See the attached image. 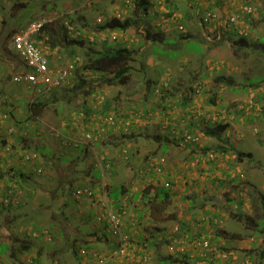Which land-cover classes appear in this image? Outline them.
<instances>
[{"label": "rangeland", "instance_id": "374dc122", "mask_svg": "<svg viewBox=\"0 0 264 264\" xmlns=\"http://www.w3.org/2000/svg\"><path fill=\"white\" fill-rule=\"evenodd\" d=\"M119 1L0 0V27L12 24L8 32L14 34V30L28 20L48 19V30L58 38L45 31L40 44L51 59L52 67H65L75 61L78 66L85 60L88 45L73 44L72 40L77 43L86 37L94 40L95 35L90 29L94 30L99 21L113 14V8L120 7ZM102 5L107 7L104 12L99 10ZM209 11H213L215 16L204 26L203 17ZM149 12L145 23H142V30L149 27L151 31L161 33L165 40H147L143 32L133 27L125 34L121 30H109L117 33L118 39H110L107 44L120 46L124 40L136 50L138 53L132 65L138 67L140 59L144 58L145 70L153 79L156 77L157 88L166 86L174 75L182 78L184 87H194L198 121L224 119L230 123L227 133L232 134L234 147L253 152L251 164L247 159L240 169L235 164L241 172L237 184L245 185L243 182H246L252 193L245 194L242 219L223 212L225 208L221 203L217 206L209 201L211 205L205 203L200 209L203 222L213 219L210 223L213 230L221 228L238 236L231 238L216 232L209 233L207 239L212 240L211 244L208 240L193 241L179 246V253L185 256L189 252L193 264H264V58L253 52L236 54L227 40L219 43L224 39L223 33L231 29L248 35L252 42L261 40L264 43V0H156ZM121 13L128 15V9H122ZM70 18L79 26L75 24L74 27L68 21ZM67 28L69 36L65 37ZM182 31L187 38L182 37L174 46L169 39L180 38ZM105 35L97 37L100 47L105 42ZM53 39L58 42L56 47L50 44ZM7 41L10 43V38ZM10 46V55L0 50V130L7 138L5 144L0 143V247H3L0 264H38L36 254L40 246L44 249L43 264H55V260L59 261L57 264H140L143 259L146 261L142 264H168L165 254L173 252V248L167 244L164 235L179 239L180 226L177 224L181 219L160 222L162 233L156 232L149 238L148 249L139 244V248L125 249L129 252L128 256L126 251L115 256L121 247L111 251L106 242L104 246L103 242L94 240L85 242L84 237L89 234L90 227L91 231L95 228L98 232L106 229L100 222L104 216L102 213L93 216L92 220L86 215L94 210L108 212L112 203L110 198L105 197V186L111 185L109 189L116 193L121 184L126 183V189L134 193L128 192L120 198L121 207L130 205V202L144 203V191L153 195L158 190L170 189L176 194L167 201L166 213L154 210V215L164 217L176 213L180 216L182 213L189 216L188 199L184 196L191 190L200 192L206 185L211 187V196L216 191V185H234L231 178L228 179L230 173L235 176L236 168L229 166L234 154L220 156L219 150H215L220 145L219 140L203 137L200 130L192 128L193 122L183 120L185 114L182 111L174 113L178 97L168 114L166 109L162 113L155 112L158 107L152 105L162 100L158 90L150 95L146 108V103L140 104L141 93H138L136 80L142 79V72L136 69L130 73V84L135 83L133 87L115 84L99 88L89 83L91 91L85 96L87 103L83 102L86 91L80 92L88 89L87 84L76 87L78 92L74 95L76 89L68 83L40 93L38 90L27 91L10 78L3 81L9 73L23 69L21 59L15 51L11 53ZM74 50L77 59L72 56ZM153 65H157L156 73L151 69ZM194 71H200L197 78L193 76ZM218 74L232 76L235 82L218 85L214 80ZM93 77L98 82L99 76ZM73 79L74 83L79 80L76 77ZM252 82L261 84L251 85ZM51 91H55L57 97L51 96ZM214 91L223 95L218 100L220 104L203 106L207 96ZM36 97L47 101L40 121L30 119L29 104ZM7 98L10 101L8 104L5 103ZM192 108L189 111L195 112ZM10 111L14 115L11 116ZM17 119L19 124L15 122ZM169 119L177 125L179 134L180 127L185 128L187 136L180 145H173L168 150L161 146L160 149L161 144L154 135L170 130L164 127ZM198 133L201 137L195 139ZM20 134L25 136V143L18 140ZM191 148L197 151L208 149L209 154L215 151L214 155H210L212 165L208 164L203 153H197L194 159H185ZM23 151H26L25 156H22ZM36 153L39 156L34 155ZM148 154L153 157L147 158ZM38 162L42 169L37 166ZM20 166L32 172L31 178L25 182L19 181V178L11 181L13 167L17 169ZM98 169L103 171L99 180L95 173ZM111 177H114V182L110 181ZM94 183L99 186L91 195ZM185 187L191 188L190 191L186 193ZM138 190L142 191L139 200H134ZM223 191L219 190L216 195L220 201L227 203L229 197ZM230 195L236 197L232 191ZM148 210L145 209L142 218L146 222L153 221V213H148ZM205 210L210 211L205 213ZM214 211H219V216L210 215ZM116 212L111 215L115 225L129 232L136 229L133 233H139L138 229L143 225L138 224L139 217H136L132 207L116 208ZM154 224L151 222L150 225L155 227ZM30 244L31 247L26 250ZM91 245L97 247L90 248ZM214 246L215 250L211 251ZM222 247L230 250L225 252ZM14 248L15 255L12 254L14 250L11 251ZM142 251L145 252L143 255ZM200 253L204 256H199ZM195 254L202 258H196ZM173 264L187 263L178 261Z\"/></svg>", "mask_w": 264, "mask_h": 264}, {"label": "trees", "instance_id": "16d2710c", "mask_svg": "<svg viewBox=\"0 0 264 264\" xmlns=\"http://www.w3.org/2000/svg\"><path fill=\"white\" fill-rule=\"evenodd\" d=\"M119 1V0H118ZM156 0H120L118 3V6H120L117 9V6L114 7V12L113 14H108L107 16L104 17V19L102 21H99L100 23L96 25V27L93 29H90V31H92L95 35L94 40L89 39L88 37H86V39H82V41H80L79 43H77L76 40H72L74 43L73 44H79V45H88L86 48V53H85V60L82 63V65H78L77 66V62L75 61V63H72L73 68H72V73L73 75L70 78V83H68V86H70L73 89H76V87H79V85L85 87L84 85L87 84L86 86L88 87L89 83H91L92 85L98 86L99 88H103L105 85H115V84H120V85H126L127 87H133V85L135 84H130L131 82V77H130V73L133 69H136L137 71L139 70L140 72H142L141 76L142 79L140 80H136L137 81V86H138V93H141L140 96V100L139 103L143 104L146 103L145 108L147 107V103L149 102L150 99V95H153L155 93L154 90H158L159 93L162 96V99H164L167 104L165 105H161L160 103L158 104L160 108L155 109V112H163V109L165 106H169L171 104L170 101H173L175 98H180L181 102L178 101L179 104L183 105V110H182V114L184 115L183 120H187L189 122H193L194 124L192 125V128H196L197 131L200 130L199 132L201 133V135L203 137H207V138H214L219 140L220 145H218L215 150H219L220 152V156H228L230 154H234V161L236 163H240V162H244L245 159H247L248 164H251L252 160L251 158L253 157V152H249L246 151L244 149L241 148H236L234 147V145L231 143V137L232 134L231 133H227L228 128L230 127V123L225 121L224 119L221 120H217V121H212L211 120H206L199 122L196 117V113H197V109H194V111H188L189 109H187L190 105L194 104V87L192 86H185L184 87V83L182 81V78H178V76H172V81L169 82L166 86L162 85L159 86L157 88L158 85V81L155 77V79H153L152 75L147 73L146 69V64L144 61V58L140 59V65L137 66H133L132 62L135 60V55H137V51L134 50L130 45L125 44V41L121 40L122 43L120 46H111L108 45V41L110 39H118L117 38V33L113 34L114 32H110L109 30H121V32H123L124 34L126 33V31L130 28H136V30L143 32L145 35V38L147 40H152L153 42H156L158 40H165V38L162 37V35L160 36L161 33L159 32H153L150 30L149 27H147L145 30H142V23H145L144 20L146 19V17L148 16L149 9L155 4ZM216 1V0H215ZM247 1H251V0H247ZM216 3V2H215ZM214 3V4H215ZM253 3V2H252ZM214 6V5H213ZM128 9V15L124 16L121 13L122 9ZM104 9H101V12H104ZM250 13V12H249ZM248 13V14H249ZM126 14V13H125ZM209 15V18L206 20L207 15ZM213 16H215L213 11H209V13H205L204 17H203V24L204 26L208 25V22H210V20H213ZM40 19V18H39ZM142 19V21H141ZM36 20V19H32ZM140 20V22H139ZM73 26L76 24V22L74 21V19L70 18V20H68ZM31 21H27L24 24H21L20 26H18L14 31V34L16 32H19L21 29L25 28ZM15 23V22H14ZM49 22H47L45 24V26L41 29V31L39 32V34L35 37V40L37 41L38 44H40V42L43 39V35L45 31H49ZM12 26V24L9 26L5 27H0V50L1 53H8L10 55L9 52V46H10V51L11 53H14V51L17 53V55L19 56L18 52L15 49L14 43H13V32L10 31L8 29H11L10 27ZM25 26V27H23ZM77 26V24H76ZM74 26V27H76ZM79 26V25H78ZM77 26V27H78ZM68 29V30H67ZM66 29L65 32V37L69 36V28ZM8 32V33H7ZM100 32V33H99ZM50 33V35H52V37H55L57 35H55L53 32H48ZM106 33V35L104 34ZM224 39H221L219 43L225 42L226 40L228 42H230L231 46L233 47V50L235 51L236 54H239L241 51L246 52V55H248L249 53L253 52V53H258L259 55H261L264 58V43L261 40H258L257 42H252L251 38L248 37V35H243L244 33H240L236 32L235 29H231V30H227L223 33ZM222 34V36H223ZM99 35H105L106 39L104 40L105 42L103 43V45L100 47L98 44V40L97 37ZM226 35H228V38L226 37ZM235 36V37H233ZM64 37V38H65ZM179 37L180 38H172L169 39L173 41V45H177V43L180 41V39L183 37L184 39L187 38V34L182 31L179 33ZM10 38V43L7 41ZM56 39L58 37H55ZM227 38V39H226ZM122 39V38H120ZM126 40V39H125ZM51 45L53 46H57L58 42L56 40H51L50 41ZM64 42H66L64 40ZM93 42V44H91ZM71 43V42H70ZM41 45V44H40ZM98 45V46H97ZM173 46V47H174ZM155 50L157 51L158 49L155 47ZM140 54V53H139ZM142 54V53H141ZM140 54V55H141ZM71 55V54H70ZM72 56H74L76 58V51L74 50L72 53ZM144 57V56H142ZM20 58V56H19ZM21 59L22 62V67L23 69L21 70H17L14 74H8L7 76H5L3 78V81H6L7 79H11L13 82H15L18 86H23L20 82H18L17 80H15V75L17 73H23L27 70L26 64L24 63V61ZM77 59V58H76ZM69 65V64H68ZM67 65V66H68ZM154 66V67H153ZM152 66V70L154 71V73L157 72V65H153ZM159 71H161V69H159ZM1 72V69H0ZM200 74V71H194L193 72V76H195L197 78V76ZM99 76L98 77V82H95V77L93 76ZM77 78L78 82L74 83V79L73 78ZM177 77V78H176ZM263 79V78H262ZM262 79L260 80V82L262 81ZM215 82L218 83V85H220L222 82L226 83V84H233L235 82L234 78H232V76H226L225 74H218L215 78H214ZM73 81V83H72ZM135 81V82H136ZM81 82V83H80ZM254 83L252 82L251 85H256V86H260V84L262 82H264V80L260 83ZM73 84V85H72ZM187 85V83H186ZM27 91H31L30 89H28L26 86H23ZM58 88V87H56ZM82 88V87H81ZM55 89V88H54ZM83 90V89H82ZM84 97H83V102L87 103L88 99L86 96V94L90 93L91 91V87H88V89L84 88L83 91L80 92H85ZM77 89L75 90V92L73 93L74 95L77 94ZM215 92V91H214ZM212 92L210 95L207 96V99L205 101V103L203 104V106L206 105H219L220 102L218 101L219 99H222L223 95L222 94H218L217 92ZM51 96H53L54 98L57 97L55 91L51 92ZM260 94V93H259ZM9 100L8 98L6 99V102H10L7 101ZM71 101V100H70ZM3 103V102H1ZM169 103V104H168ZM8 104V103H7ZM7 104H3V105H7ZM47 104V101L44 100H40L39 97H36L34 99H32V101H30L29 104V109H30V119H33L35 121H40V117L42 116V113L44 111V108ZM152 105L154 107H156L155 103H152ZM8 106V105H7ZM107 106V104L105 105ZM162 106V108H161ZM148 110V109H147ZM9 113V111H6ZM149 112V111H148ZM8 113H6V117H8ZM0 114L1 111H0ZM168 114V113H167ZM10 115H14V113L12 111H10ZM201 115V113L199 114ZM18 120V119H17ZM16 123L19 124V120L15 121ZM164 127H167L168 129H170L169 131H164L162 133H158L156 135H154L155 139L159 141L160 145V149L161 146L164 147L165 149H171V147L173 145H180L182 140L185 139V137L187 136L186 133V129L185 128H181V132L180 134L177 132V125L174 124V122L172 121V119H169V123L167 125H165ZM12 130V129H11ZM0 143L5 144L7 138L3 135L4 133L0 130ZM13 133V132H12ZM182 133V134H181ZM199 134V133H198ZM200 136H195V139H198ZM19 141H22L25 143V136L20 134V137L18 139ZM24 146V145H23ZM26 147V146H25ZM188 145L185 147L187 148ZM24 149V148H23ZM208 149H200V151H197L194 148H191V151L188 155H185V159H194L196 154L199 153H203L205 154V156L207 157V162L210 165L211 164V157L210 155H214V152L209 154ZM26 151H23L22 156H25ZM36 156H39L38 153H36ZM153 156L148 154V158H152ZM201 161V160H200ZM25 160L23 161L24 164ZM230 163V161H229ZM109 165V164H108ZM22 166V165H21ZM20 166V168L13 167L14 172L11 173L10 176V180L14 182L17 181V178H19V181H24L26 179L31 178V174L32 172L28 171V170H24L22 167ZM37 166H41V163L38 162ZM74 166V165H73ZM38 168V167H37ZM208 169V168H206ZM96 176L98 178V180L101 178V176L103 175V171L102 170H97L95 171ZM234 173H230L228 174V179L231 178V180L234 182L233 186H229V185H216L217 189L223 191V193L225 195H228L229 199L227 200V203H224L223 201H216L217 206H221L224 205V208L222 211L227 213L228 215L232 216L233 218H238V219H242V205L245 199L246 195H252L251 190L247 187V183L243 182L245 185H242L240 183L237 184V182L239 181L240 177H241V172L237 171V173L235 172V176H233ZM1 175V173H0ZM230 177V178H229ZM114 177L110 178L111 182H114ZM219 183H223V181H219ZM251 183L249 182L248 185H250ZM97 185V186H95ZM12 186V185H9ZM99 184L98 183H94L93 184V191L91 195H94L96 192V189L98 188ZM111 185H107L105 186V188L107 189V192L105 193V197L107 196L108 198H110L112 205L108 207L109 211L107 212L106 210H104V212H96V210H94V212H91L90 214L86 215V218H88L89 220H92L93 216H97L99 214H103L104 216L102 218H100V222H103V226L104 228H106L103 232H98L95 228H93L91 231V227L88 230L89 234L87 236L84 237L85 242L87 241H92L94 240L95 242H103V246L107 243L108 247H111V251L116 248L121 247V251H119L115 256L121 255V253H124L127 250H130L131 247H137L139 244H141L142 246H145V249L147 248V245H149L148 243L143 244L144 242L142 241L143 238H145L146 241L149 240V238H151L153 235H155L156 232H160L161 231V227H160V222H164L167 217L163 218L160 217V215H156L155 216V224L156 227L150 226V225H145L142 223H138L140 225H143L142 228L138 229L139 233H133L136 232V229H131V231L133 232H129L124 230V228L115 225L114 221L111 220V215L113 214V212H116V208L118 210H121L119 208V204H117V200L119 199L121 194H125L126 192V183H122L121 187L119 189L118 192L114 193L112 189H109ZM215 186V185H213ZM95 188V190H94ZM211 187H207L205 185L204 188V193H198L196 191L193 192H189L186 194L185 198L186 199H190V202L192 205H190V212L192 215H198L200 209L203 207V203H205L206 200L210 199L209 195L206 194L209 189ZM232 189V190H231ZM241 190L242 194H237L236 195V191L237 190ZM246 189V190H245ZM231 191L235 193L236 197L231 196ZM94 192V193H93ZM31 191L29 190V195L31 196L32 194H30ZM175 192H172L170 189L167 190H159L156 195L158 197L162 196L165 203H163V205L168 204V199L172 198V196L174 195ZM246 194V195H245ZM28 196V195H27ZM242 196V197H241ZM149 200L145 201L143 203V205L138 209H136L135 207L134 210L139 212L141 214V216H144L143 211L145 213V209H153L160 211L162 210V207H160L158 204L155 203L156 201V196L155 198L151 195L148 196ZM115 201V203H114ZM214 201V200H213ZM215 202V201H214ZM221 203V205H220ZM116 204V205H115ZM226 204V205H225ZM9 205H11V203H9ZM135 205H139L138 202L135 203ZM143 207V208H142ZM123 209H128V206H125L122 208ZM143 210V211H142ZM209 212V211H208ZM116 214L118 215V213L116 212ZM219 216V211H215V213L213 214V216ZM116 216V215H115ZM171 218L172 217H168ZM197 222H201L203 223V219L198 220ZM185 224V223H183ZM107 227H110L107 229ZM131 228V227H130ZM216 232L218 235L221 236H228V237H237L238 235L235 233L233 234H228L227 231H225L224 229H217V230H213L211 231ZM192 233V231L190 232V234ZM194 233V232H193ZM191 234V236L189 237L191 242L193 241H205V239H207V234H209L208 232H198V233H194ZM94 234V235H93ZM141 234V238L142 239H138L136 235ZM148 234L151 235L147 236ZM216 234V235H217ZM62 235V233H61ZM83 237V235H81ZM89 236H96L95 238H90ZM139 236V235H138ZM146 236V237H145ZM113 240V243H111V241ZM208 240V239H207ZM165 241L167 242V244L171 245V247L173 248L171 253H169L168 255L165 254V257H167V260L169 261L170 264L173 263H177L178 261H185L187 264H193L191 263L192 261L190 260L191 258V254H189V252H187V254L185 256H183L182 254H180L179 252L181 245H185L187 244L189 241L188 239L184 238L182 241L180 239H178L177 237H169V236H165ZM209 242L212 240H208ZM106 242V243H105ZM211 242L209 244H211ZM73 245H75L73 243ZM27 246V245H26ZM25 246V247H26ZM160 246V245H159ZM31 247L27 246L26 250ZM92 247H97V246H90V248ZM89 248V247H88ZM207 248V247H206ZM213 249L211 251L215 250V246L212 247ZM223 251L227 252L230 249H226L224 247H222ZM15 252V248L11 249V251ZM210 251V252H211ZM3 252V247H0V254ZM126 256H128V251H126ZM145 252L142 251L141 255H143ZM105 256V255H104ZM183 256V257H182ZM189 258V259H187ZM202 258V257H199ZM98 259V258H97ZM144 261H146L145 259H143ZM215 259H212V261H214ZM144 261L141 262L140 260V264L144 263Z\"/></svg>", "mask_w": 264, "mask_h": 264}, {"label": "built area", "instance_id": "2783aa9c", "mask_svg": "<svg viewBox=\"0 0 264 264\" xmlns=\"http://www.w3.org/2000/svg\"><path fill=\"white\" fill-rule=\"evenodd\" d=\"M47 22L49 20L46 18L33 20L25 28L16 32L12 38L16 51L27 67L25 72L15 75V80L31 91L38 90L40 93L70 83L73 75L72 64L65 67H52L53 64L48 54L35 40ZM77 192L81 191L77 190Z\"/></svg>", "mask_w": 264, "mask_h": 264}, {"label": "crops", "instance_id": "0c3cea01", "mask_svg": "<svg viewBox=\"0 0 264 264\" xmlns=\"http://www.w3.org/2000/svg\"><path fill=\"white\" fill-rule=\"evenodd\" d=\"M107 7H106V5H102V7L99 9L100 10V12H101V9H106ZM109 9V8H108ZM178 101H180L181 102V99L180 98H178ZM171 102V104L167 107V106H165L164 108H162V106H161V108L163 109V111L166 109V114L169 112V109H171L172 108V106H173V104H174V100L173 101H170ZM179 102V103H180ZM161 104V105H165V104H167V102L164 100V99H162L161 101H156L155 102V104H156V107H158V108H160L159 107V105L158 104ZM178 102H177V104L174 106V108H173V110H174V113H181V111L183 110V105L182 104H179ZM169 104V103H168ZM147 105H148V103H147ZM193 107V108H192ZM155 108V107H154ZM190 108H192L193 110L194 109H196V107H194V104L193 105H190L187 109H190ZM189 111V110H188ZM162 113V112H161ZM229 156V155H228ZM234 157H235V155H234ZM148 158V157H147ZM234 161V158L233 159H230V163H229V166H230V168H234L235 167V164H237V166L236 167H238V169H240L241 168V165H242V163L243 162H240V163H236V162H233ZM245 162V161H244ZM71 163V162H70ZM71 165V164H70ZM69 165V166H70ZM212 165V164H211ZM235 167V168H236ZM237 168H236V173H237V171H239ZM234 183V182H233ZM95 186H97V185H95ZM205 188V187H204ZM204 188L203 189H201V191L200 192H198L197 190H195V189H193V190H191L190 191V189L191 188H187V187H185L184 188V190H186V193L188 192V191H190V192H193L194 193V191H196V192H198L199 194L200 193H203L204 192ZM150 189V188H149ZM147 190V189H146ZM158 189H156V190H153V191H157ZM159 191V190H158ZM157 191V192H158ZM219 190L217 189V187H216V191H214L213 192V195H211V196H209V198H211V200L210 199H208V200H206L205 201V203L207 204V206H209V205H211V203H208L209 201H212L213 202V204L214 203H216V201H220L219 200V198H218V196L216 195V192H218ZM128 192H130V193H134V192H131L129 189H127L126 190V192H125V194H128ZM141 192L142 191H139L138 190V192H136L135 193V196H134V200H139V196H140V194H141ZM156 192V193H157ZM212 192V191H211ZM240 192V193H239ZM144 193H145V197H146V201L147 200H149V197L148 196H151V195H149V192H147V191H144ZM156 193L154 194L153 193V197L155 198V196H156V201H155V203L156 204H158L160 207H162V210H160L161 212H162V214H165L166 213V206H167V204L166 205H163V203H165V201H164V199H163V197L162 196H160V197H162V198H158V196L156 195ZM185 193V194H186ZM236 195L239 193V194H241V190H237L236 192ZM234 192H233V194H235ZM125 194H121L120 195V197H119V199L117 200V204H119V207L122 209L123 207H121V205H120V202H121V200H120V198L123 196V195H125ZM174 194H176V192L174 193ZM184 194V195H185ZM206 194H210V191H208ZM186 196V195H185ZM185 196H184V198H185ZM169 200V199H168ZM215 202H214V201ZM111 201H113V200H111ZM81 202V201H80ZM145 202V201H144ZM114 203H115V201H114ZM135 203H137V201L135 202ZM135 203L133 204L132 202H130V205H128L129 206V208L131 209V207H132V209H133V211L137 214L136 215V217H139V219H138V223H142V224H145V225H150L151 224V222H153V224L155 223L154 221H155V215H154V208L153 209H149L148 210V213H153L151 216L153 217V221H150V222H146V221H144L142 218H144V216H141V214L139 213V212H137V211H135L134 210V208L133 207H135L136 209H138V206H139V208L143 205V202H139L138 201V204L139 205H135ZM205 203H203V207H204V205H205ZM116 205V204H115ZM190 205H192L191 204V202H190V199L188 200V206L187 207H190ZM202 207V208H203ZM143 208V207H142ZM202 208H201V210H202ZM205 209V208H204ZM190 210V209H189ZM143 211V210H142ZM210 211V210H209ZM206 212H208V210H205V213ZM215 213V211L212 213V214H210V215H213ZM143 214H144V211H143ZM172 214V215H171ZM186 214V213H185ZM193 214V213H192ZM191 214V212L189 213V216H184V215H182V213H181V215L180 216H178V214H176V213H169L168 215H166V216H164L163 218H165V217H167V219H166V221H168V220H170L171 218H168V217H172V219H181V220H178V224H177V226L179 225L180 226V231H178V233H179V235H178V237H180L179 239L182 241L184 238H186V239H188V243H187V245H189L190 243H192L191 242V240H190V236H191V234L194 232L195 234L196 233H198V232H204V227L207 229V232L208 233H212L211 231H212V229H213V227L210 225V223H211V221H213V219L211 218L210 220H204V222L203 223H201V222H197L198 220H200V219H203V217L200 215L201 214V212L199 211V213H198V215H192ZM187 215V214H186ZM146 216V215H145ZM178 216V217H177ZM216 216V215H215ZM185 217H187V219H185ZM137 219V218H136ZM165 222V221H164ZM183 223H185V224H183ZM151 226V225H150ZM154 226L156 227V224H154ZM192 231V233L190 234V232ZM161 233H162V228H161V231H160ZM177 233V234H178ZM193 233V234H194ZM139 235V236H138ZM137 235V238L138 239H142L140 236H141V234H138ZM162 235H164V234H162ZM147 236H150L151 237V235L150 234H148ZM164 236H168V235H164ZM146 237V236H145ZM174 237H176V236H174ZM205 240H207V239H205ZM142 241L144 242V244L145 243H148V241H146L145 240V238H143L142 239ZM184 245V244H183ZM161 246V245H160ZM160 246H158V247H160ZM184 246H186V244L184 245ZM141 247V246H140ZM136 248H139V247H136ZM204 248H206V247H204ZM209 248V247H208ZM204 250V249H203ZM43 251V252H42ZM138 251V250H137ZM43 253H44V249L42 248V246H40L39 248H38V251H37V258H36V262L38 263V264H43L42 263V257H43ZM141 253V252H140ZM13 255H15V252L14 253H12ZM201 255H199V254H195L196 255V258H199L197 255H199V256H204L203 255V253H200ZM193 256V255H192ZM194 257V256H193ZM25 259V257L23 258V260ZM59 261L58 260H55V264H57ZM23 264V263H22ZM168 264H170V263H168Z\"/></svg>", "mask_w": 264, "mask_h": 264}, {"label": "clouds", "instance_id": "9594fccd", "mask_svg": "<svg viewBox=\"0 0 264 264\" xmlns=\"http://www.w3.org/2000/svg\"><path fill=\"white\" fill-rule=\"evenodd\" d=\"M102 20V19H101ZM53 90V89H52ZM52 92V91H51ZM110 118H113L112 116H110ZM91 194H92V192H91ZM87 194H86V192H84V196H86Z\"/></svg>", "mask_w": 264, "mask_h": 264}]
</instances>
